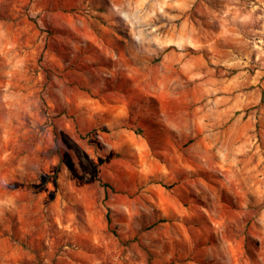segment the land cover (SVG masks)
Segmentation results:
<instances>
[{
    "label": "rangeland",
    "instance_id": "1",
    "mask_svg": "<svg viewBox=\"0 0 264 264\" xmlns=\"http://www.w3.org/2000/svg\"><path fill=\"white\" fill-rule=\"evenodd\" d=\"M0 264H264V0H0Z\"/></svg>",
    "mask_w": 264,
    "mask_h": 264
}]
</instances>
